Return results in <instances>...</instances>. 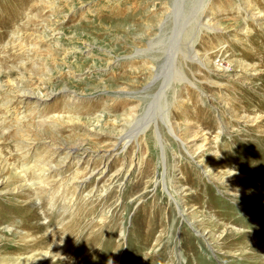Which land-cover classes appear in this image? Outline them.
Wrapping results in <instances>:
<instances>
[{
	"label": "rangeland",
	"instance_id": "374dc122",
	"mask_svg": "<svg viewBox=\"0 0 264 264\" xmlns=\"http://www.w3.org/2000/svg\"><path fill=\"white\" fill-rule=\"evenodd\" d=\"M245 1L0 0V264H264Z\"/></svg>",
	"mask_w": 264,
	"mask_h": 264
},
{
	"label": "bare ground",
	"instance_id": "6f19581e",
	"mask_svg": "<svg viewBox=\"0 0 264 264\" xmlns=\"http://www.w3.org/2000/svg\"><path fill=\"white\" fill-rule=\"evenodd\" d=\"M207 1V5L205 4V9L206 8H209V7H211L213 10H214V6L216 5H214V0H204V3ZM243 1H245V0H243ZM245 2H249V0H246ZM247 5V4H246ZM209 6V7H208ZM236 7V6H235ZM219 10H221V9H219ZM212 11V10H211ZM214 12V11H213ZM213 12H211V13H213ZM248 13H249V11H247ZM250 14V13H249ZM171 16H173V14H171ZM171 16H169V17H171ZM197 16V13H196V15H195V17ZM209 16V15H208ZM253 16H254V19H255V21H260L261 19H260V17H255V15L254 14H252V18H253ZM253 19V20H254ZM197 20H199V19H197ZM196 20V21H197ZM190 21V19L188 20V22ZM195 20H193L192 22H194ZM194 24H195V22H194ZM197 25H200L201 26V28H207L209 31H211V32H215V27H214V25H212V23H211V21H209V19H205L204 18V20H203V22L200 20L199 21V23H197ZM216 26H218V25H216ZM199 29H200V27H199ZM201 30V29H200ZM199 30V31H200ZM221 32V31H220ZM199 42V34L197 35V33L194 35V36H192L191 37V41H190V45H189V47H190V52H191V56L193 55L195 58H197L198 60H199V62H200V64L204 67V68H208L207 66L210 64V55L209 56H199L198 55V53L196 52V44ZM222 45V44H221ZM220 46V45H219ZM216 49V48H215ZM222 49V48H221ZM225 49V48H224ZM243 64V63H242ZM215 65V64H214ZM213 65V66H214ZM242 67V66H241ZM245 67V66H244ZM247 67V66H246ZM216 68L217 69H219L220 71H222V72H228L229 70H230V67L228 66V65H226V63H225V61H221V63H219V64H216ZM242 69H243V67H242ZM243 71V70H242ZM256 72V71H255ZM240 79V78H239ZM242 80V79H241ZM241 83H243V81L241 82ZM25 93V92H24ZM240 93V92H239ZM22 95V94H21ZM25 95V94H24ZM26 96H29V95H26ZM32 96L34 97V98H36V102H38V101H40L41 100V98L40 97H37V95H35V94H32ZM236 97V96H235ZM225 99V98H224ZM229 103V102H228ZM228 103L226 104V101H224V108L225 109H227V107H228ZM234 103V102H233ZM228 111V110H227ZM233 113V112H232ZM237 114V113H236ZM259 117H257L256 118V120L258 119ZM225 125L226 124H223V122L221 121V126H222V128H223V130H224V127H225ZM261 137H259V140H258V143H260L261 145H263L264 146V135H260ZM255 143V142H254ZM219 153V150L218 151H216V152H214V155H217ZM106 157V156H105ZM207 170V169H206ZM216 171H219V169H216ZM221 172V171H220ZM219 174V173H218ZM258 181H259V183H260V185L262 186V187H264V176H261L260 178H258ZM253 187V186H252ZM253 188H251L250 189V191H249V194L251 195L252 193H253ZM258 195L259 194H255V198H257L258 197ZM1 221V223H5L7 220H5V217L4 218H1L0 219ZM249 232V231H248ZM261 232H264V231H261ZM247 233V232H246ZM251 234V233H250ZM244 236V235H243ZM246 237H247V235H246ZM258 240V239H257ZM262 240V239H261ZM94 245V244H93ZM89 251V250H88ZM87 251V252H88ZM83 252V251H82ZM95 252V251H94ZM89 253V252H88ZM100 254V253H99ZM103 254V253H102ZM57 256L55 255V254H49V253H45V254H43V256H42V258H41V260L40 261H42V263L41 264H45V263H49V262H52V261H54V260H57ZM91 258V257H90ZM76 264V263H75ZM89 264V263H88ZM91 264V263H90Z\"/></svg>",
	"mask_w": 264,
	"mask_h": 264
}]
</instances>
